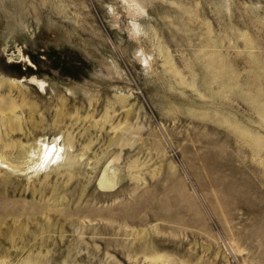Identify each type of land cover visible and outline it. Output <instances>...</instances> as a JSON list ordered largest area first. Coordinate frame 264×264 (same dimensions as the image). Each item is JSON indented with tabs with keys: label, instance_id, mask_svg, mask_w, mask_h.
<instances>
[{
	"label": "rangeland",
	"instance_id": "1",
	"mask_svg": "<svg viewBox=\"0 0 264 264\" xmlns=\"http://www.w3.org/2000/svg\"><path fill=\"white\" fill-rule=\"evenodd\" d=\"M132 6L0 0V264H264V0Z\"/></svg>",
	"mask_w": 264,
	"mask_h": 264
},
{
	"label": "bare ground",
	"instance_id": "2",
	"mask_svg": "<svg viewBox=\"0 0 264 264\" xmlns=\"http://www.w3.org/2000/svg\"><path fill=\"white\" fill-rule=\"evenodd\" d=\"M125 3L128 5V6H132L134 5V7H138L140 9L143 8L144 6V3L146 0H124ZM133 7V6H132ZM30 80H32L33 82H35L37 85H39V87L42 86V81H39L38 79L36 78H31ZM31 82V81H30ZM46 84V83H45ZM41 144V145H40ZM39 146L37 147V154H38V159L36 158V160H38V162H36V166H37V169H41L42 167H44V163H41L40 160L41 158L43 157H47L49 158L48 160H57L59 158V154H60V151L62 150L60 147H58L57 145H46V144H43L40 142ZM56 144V143H55ZM35 160V161H36ZM4 163L3 159L1 158L0 156V164L2 165ZM43 164V165H42ZM48 165V164H46ZM3 166V165H2ZM35 166V165H34ZM35 166V167H36ZM34 168V167H32ZM102 179L100 180L99 184H100V187H103V188H107V187H111L112 185V181L109 180V179H106V177H101Z\"/></svg>",
	"mask_w": 264,
	"mask_h": 264
}]
</instances>
